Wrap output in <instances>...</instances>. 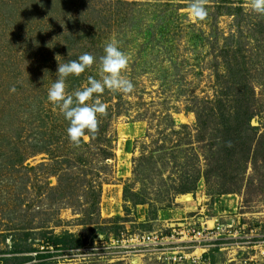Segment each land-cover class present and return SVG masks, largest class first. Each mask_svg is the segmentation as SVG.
<instances>
[{"label": "rangeland", "instance_id": "1", "mask_svg": "<svg viewBox=\"0 0 264 264\" xmlns=\"http://www.w3.org/2000/svg\"><path fill=\"white\" fill-rule=\"evenodd\" d=\"M247 3L208 0L199 21L189 0H0V264H264V17ZM113 39L134 90L105 89L74 146L48 89L85 52L66 91L99 79ZM190 225L213 228L195 262L90 250Z\"/></svg>", "mask_w": 264, "mask_h": 264}, {"label": "clouds", "instance_id": "2", "mask_svg": "<svg viewBox=\"0 0 264 264\" xmlns=\"http://www.w3.org/2000/svg\"><path fill=\"white\" fill-rule=\"evenodd\" d=\"M208 0H189L188 11L194 20L203 21L208 16ZM248 10L264 17V0H248ZM104 54L99 57V79L89 76L87 85L69 94L66 91V78L70 75L79 77L96 63V57L83 53L78 60L58 63L57 79L48 89V101L58 107L68 121L67 137L69 142L79 147L86 133L95 136L100 127L99 117L107 116L108 105L99 96L105 89L113 93L130 94L134 85L124 73L129 68L130 57L120 50L118 42L113 39L106 42ZM69 55V53H68ZM59 55L56 56L58 61ZM10 91H15L13 87ZM91 101V102H90Z\"/></svg>", "mask_w": 264, "mask_h": 264}, {"label": "built area", "instance_id": "3", "mask_svg": "<svg viewBox=\"0 0 264 264\" xmlns=\"http://www.w3.org/2000/svg\"><path fill=\"white\" fill-rule=\"evenodd\" d=\"M213 228H201L193 225L173 226L169 231H151L130 234L121 232L115 238H108L106 242L101 243V247H90V250H96L105 258L110 257H129L149 253L156 255L159 259L166 262L178 263L186 261L195 262L200 254L196 255L198 250H205L210 246L213 238Z\"/></svg>", "mask_w": 264, "mask_h": 264}, {"label": "trees", "instance_id": "4", "mask_svg": "<svg viewBox=\"0 0 264 264\" xmlns=\"http://www.w3.org/2000/svg\"><path fill=\"white\" fill-rule=\"evenodd\" d=\"M247 150H248V149H247ZM216 154H217V153L215 152V153L213 154V156H216ZM212 160H213V159H212ZM207 176L209 177V173L206 172V177H207ZM54 247L56 248V250L59 249V248H57L56 243L54 244Z\"/></svg>", "mask_w": 264, "mask_h": 264}, {"label": "bare ground", "instance_id": "5", "mask_svg": "<svg viewBox=\"0 0 264 264\" xmlns=\"http://www.w3.org/2000/svg\"><path fill=\"white\" fill-rule=\"evenodd\" d=\"M207 223H208V221H207Z\"/></svg>", "mask_w": 264, "mask_h": 264}]
</instances>
